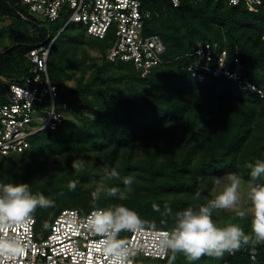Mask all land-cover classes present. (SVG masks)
<instances>
[{
	"label": "trees",
	"instance_id": "16d2710c",
	"mask_svg": "<svg viewBox=\"0 0 264 264\" xmlns=\"http://www.w3.org/2000/svg\"><path fill=\"white\" fill-rule=\"evenodd\" d=\"M141 1L143 10L152 13L145 33L159 35L166 46L162 64L146 75L130 63L106 59L112 35L102 41L92 39L74 25L53 34L29 16L19 0H0V19H13L0 31L10 33L13 40L0 51V76L14 80L28 75L30 51L49 35L58 36L49 57L56 68L49 73L68 106L65 118L56 130L32 136L26 152L0 158V184L26 183L34 194L54 200V207L33 214L38 223L52 221L65 209L88 213L94 204H124L159 224L162 217L153 205L162 212L167 204L175 212L206 204L212 199L214 177L238 173L247 180L246 165L264 160V99L225 77L203 72L200 83L188 71L197 61L198 44H209L216 56L227 51L228 64L238 52L242 76L262 85L264 4L251 12L226 0H180L178 6L171 0ZM89 45L101 53L100 61L88 54L79 58V49ZM70 70L80 75L66 89L65 76L74 77L68 75ZM77 159L85 161L81 171L72 168ZM105 167L115 168L121 179L101 185ZM130 174L135 182L125 189L123 177ZM70 181L77 182L75 191L68 189ZM110 187L120 188L125 199L108 196ZM251 255L258 263L251 261ZM170 258L169 252L159 261ZM225 261L264 264V245L255 252L249 248L226 254L219 264Z\"/></svg>",
	"mask_w": 264,
	"mask_h": 264
},
{
	"label": "built area",
	"instance_id": "2783aa9c",
	"mask_svg": "<svg viewBox=\"0 0 264 264\" xmlns=\"http://www.w3.org/2000/svg\"><path fill=\"white\" fill-rule=\"evenodd\" d=\"M19 1L29 16L50 23L65 19L61 32L74 25L82 27L92 39L102 41L112 35L114 42L106 54L111 63H130L144 75L162 64L166 46L159 35L145 33L152 13L143 10L141 0ZM226 1L233 7L243 5L251 12L264 4V0ZM171 2L178 6L180 0ZM57 37L49 35L44 43L30 51L28 75L14 80L0 76V158L26 152L32 136L43 130H56L65 118L68 106L60 98L59 88L53 83L48 67ZM216 53L209 44H198L197 61L188 67L192 77L200 83L205 79L203 72L225 77L243 91L264 99V82L258 85L242 76L238 52L231 64L227 63L226 50L219 56ZM91 211L80 213L76 209H65L52 220L46 232L38 231L40 225L34 216L27 223L10 228L7 237L18 239L22 250L12 258L0 255V264H107L98 246L101 238L87 227L86 218ZM122 237L129 241L130 264H135L141 257L158 260L168 257L169 252L161 250L157 240L147 232L123 233ZM250 259L258 263L255 255Z\"/></svg>",
	"mask_w": 264,
	"mask_h": 264
},
{
	"label": "clouds",
	"instance_id": "9594fccd",
	"mask_svg": "<svg viewBox=\"0 0 264 264\" xmlns=\"http://www.w3.org/2000/svg\"><path fill=\"white\" fill-rule=\"evenodd\" d=\"M85 161L81 159L72 162V168L81 171ZM250 169V178L245 180L238 173H227L223 177H214L213 191L216 192L206 204L188 206L181 211H173L165 205L163 211L158 205H153L154 211L161 214L159 224L148 220L134 209L124 204H113L108 207H98L95 204L87 216V227L101 239L98 246L103 252L107 264H130L128 260L129 241L122 237L123 233H149L156 240L161 250L171 253L174 260L177 254H183L189 264L199 261L202 257L222 259L225 254H235L244 249L255 252L257 246L264 245V160L257 159L255 163L246 165ZM113 179H121L115 169H103L99 183L104 185ZM134 175L123 177L125 189L134 183ZM68 189L75 191L76 181H70ZM242 187L246 192L242 196ZM219 189V191H216ZM197 190L196 197L200 196ZM107 195L124 200L123 191L118 187H110ZM95 199V193H93ZM246 199L250 203L247 211H240V219L251 215V231L245 232L239 223H228L221 226L214 213L219 210L234 209ZM55 206V202L43 193H33L26 183L0 184V255L12 258L19 253L21 243L18 239H10L7 232L14 226H20L32 219L37 209H47ZM171 219L172 225L168 226Z\"/></svg>",
	"mask_w": 264,
	"mask_h": 264
},
{
	"label": "rangeland",
	"instance_id": "374dc122",
	"mask_svg": "<svg viewBox=\"0 0 264 264\" xmlns=\"http://www.w3.org/2000/svg\"><path fill=\"white\" fill-rule=\"evenodd\" d=\"M33 17L40 23V25H42L43 27H48L52 31L53 34L61 32L62 28L64 27V20H60V21L55 22V23H50V22H46V21L38 18L37 16H33ZM12 21H13V19H11L9 17H5L3 19H0V31L5 30V28H7L12 23ZM69 31H71V29H69L67 32L69 33ZM95 42L98 43L97 41H95ZM12 44H13V40L11 38L10 33H7V32L6 33H0V51L1 52H3L8 47H10ZM86 54H88L91 58L94 57V58L98 59L99 61L101 59V53L98 51V49L97 48H95V49L91 48L90 45L89 46H82L78 51L79 58L84 57V55H86ZM87 63H86V66L89 65L90 61L88 60ZM55 65H56V62L54 64H51V59H50L49 60V71L51 74L54 73V69L56 68ZM86 66H84L83 68H86ZM87 72H88V70H87ZM88 73H87V75H88ZM71 74L74 75V77L72 79H69L66 76L64 78L63 87L66 89L72 88L76 83L75 82V76L79 77V75H80L78 71H74V70L69 71L68 75H71ZM85 113H87V111H85ZM216 191H219V189H217ZM245 192H246V189H243V187H242V196L244 195ZM215 194H216V192H214L212 190V192L210 194L211 198H213ZM249 208H250V203L246 199H244V200H242L241 204L238 205L234 209L219 210L217 213L218 214L217 222L221 226H226L228 223H239L244 228L245 232L246 231L250 232L251 231V215L249 214L244 219H240L238 216V213L240 211H242V210L247 211ZM51 222H52L51 220H46V219H43V221H40L39 222L40 229L38 231L46 232L48 230ZM170 256H171V253H170ZM221 260L222 259L217 260V259H213V258H209V257L205 256V257H202L199 261L193 262V264H219V262ZM139 264H189V262L186 260V258L184 257L183 254H177V256L174 260L171 257L170 261H168V262H162L159 260L140 258Z\"/></svg>",
	"mask_w": 264,
	"mask_h": 264
}]
</instances>
